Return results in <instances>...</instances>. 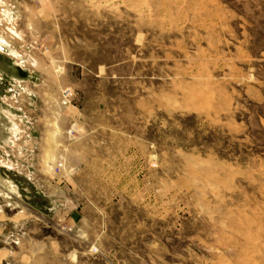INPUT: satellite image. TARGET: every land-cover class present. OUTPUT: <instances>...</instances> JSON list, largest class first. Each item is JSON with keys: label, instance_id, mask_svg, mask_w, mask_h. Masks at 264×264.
Returning a JSON list of instances; mask_svg holds the SVG:
<instances>
[{"label": "rangeland", "instance_id": "374dc122", "mask_svg": "<svg viewBox=\"0 0 264 264\" xmlns=\"http://www.w3.org/2000/svg\"><path fill=\"white\" fill-rule=\"evenodd\" d=\"M1 41L0 264H264V0H0Z\"/></svg>", "mask_w": 264, "mask_h": 264}, {"label": "crops", "instance_id": "0c3cea01", "mask_svg": "<svg viewBox=\"0 0 264 264\" xmlns=\"http://www.w3.org/2000/svg\"><path fill=\"white\" fill-rule=\"evenodd\" d=\"M19 4H20V2H19ZM37 28L42 32V37L44 38V40H47V41L52 42V44H51V50L52 51H54V50L55 51H58V50H60L62 48V46L57 42L58 37L60 36V33H59L60 30L59 29H55L53 27H50V26H48V24L47 25L43 24L40 27L37 26ZM8 48H9V46H5V44H3V42L1 41L0 51H8V50L11 49V48L10 49H8ZM2 57H4V56L2 55ZM44 74L41 73V77L45 79V81H44L45 84H51L52 86H54V84H59L58 83L59 81L57 82V80H56L58 78H55V76L53 74L50 73L47 76H45ZM45 108H47V107H45ZM67 110H68L67 111V115L66 116H64V115L61 116V119H60V121H62L63 124L67 123L70 120L73 121L74 120L73 118L76 117L74 115V110L73 109H69L68 108ZM51 114H52V112L49 109H47V111L44 112V114H43L44 116L40 118V120L43 122V124L41 125V126H43V128L40 130V129H38L36 127L38 129V131H36V132H38V133L43 132V134H45V136H50V134H48V133L51 132V129H50V126H49V123L51 122V119H50ZM45 123H47V125H45ZM36 132H34V133H36ZM42 143H46V140H45V142H42ZM41 146L42 147H39L38 148L40 150V152H38V155H41L42 153H44V149L45 148H43V147L46 146V145L41 144ZM40 158H41V162L40 163H43V161H44L43 160V156H41ZM36 165H39L40 166L38 160H37ZM48 180H52V179L49 178ZM3 254H4V250H0V258L2 257L1 260L4 258L3 257Z\"/></svg>", "mask_w": 264, "mask_h": 264}, {"label": "built area", "instance_id": "2783aa9c", "mask_svg": "<svg viewBox=\"0 0 264 264\" xmlns=\"http://www.w3.org/2000/svg\"><path fill=\"white\" fill-rule=\"evenodd\" d=\"M72 95L73 93L71 92V90L69 89L64 90L62 93L61 103L63 105L70 103L72 101Z\"/></svg>", "mask_w": 264, "mask_h": 264}, {"label": "bare ground", "instance_id": "6f19581e", "mask_svg": "<svg viewBox=\"0 0 264 264\" xmlns=\"http://www.w3.org/2000/svg\"><path fill=\"white\" fill-rule=\"evenodd\" d=\"M2 252H3V251H2ZM2 252H1V253H2ZM5 252H6V251H5ZM4 255H5V253L3 254V257H4ZM1 258H2V257H1ZM1 258H0V261H1Z\"/></svg>", "mask_w": 264, "mask_h": 264}]
</instances>
